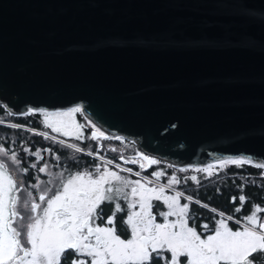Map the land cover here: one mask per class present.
Wrapping results in <instances>:
<instances>
[{
  "label": "water",
  "instance_id": "obj_1",
  "mask_svg": "<svg viewBox=\"0 0 264 264\" xmlns=\"http://www.w3.org/2000/svg\"><path fill=\"white\" fill-rule=\"evenodd\" d=\"M0 104L82 105L176 165L264 163V0H0Z\"/></svg>",
  "mask_w": 264,
  "mask_h": 264
},
{
  "label": "snow or ice",
  "instance_id": "obj_2",
  "mask_svg": "<svg viewBox=\"0 0 264 264\" xmlns=\"http://www.w3.org/2000/svg\"><path fill=\"white\" fill-rule=\"evenodd\" d=\"M28 113L42 115L54 133L83 139L81 130L85 124L76 119L77 114L85 113L82 106L57 111L32 109ZM85 120L94 129L91 139L111 138L87 116ZM11 127L20 126L12 124ZM39 135L64 144L71 152L85 151L75 143L65 144L47 133L40 132ZM23 151L36 158L28 166H23L26 161L15 150L0 145V264H62V261L63 264H264V218L258 216L262 208L254 206L246 217L235 219V213L242 212L246 202L243 195L239 197L241 204L234 208L232 216L219 214L222 218L216 219L212 228L202 223L198 232V215L196 212L190 215V204L210 209L213 213L217 210L181 191L166 194L181 183L175 175L164 184L159 183L165 175L163 171L149 174L155 182L141 177L139 172L135 175L141 178L132 180L110 170L113 162L105 161L103 157H99L103 161V170L97 165L90 170L74 173L68 170L67 175L65 172L57 175L49 173L47 163L37 167L44 159L40 150L32 152L24 148ZM43 151L51 154L52 149ZM87 155L93 153L87 152ZM68 156L66 153L65 159ZM71 158L78 163L75 156ZM56 159L59 160L60 156L57 155ZM139 159L149 166L159 163L143 153L139 154ZM246 163L251 161L239 157L222 159L219 166ZM115 167L119 169L120 165ZM140 167L144 168V164L140 163ZM255 167L264 169V163H256ZM214 168L215 165L210 163L196 171L211 177ZM30 169L52 178L40 180L36 177V183L26 185L22 177ZM124 171L131 173L132 170ZM190 180L200 183L195 175ZM181 199L185 201L183 204ZM236 199L231 198L233 203ZM153 200L162 202L157 205L155 214ZM102 204L113 206L107 218ZM161 206H166V210L159 211ZM117 213L123 214L120 230L128 233V239L117 234ZM157 215L163 222H156ZM228 221L235 223L236 230Z\"/></svg>",
  "mask_w": 264,
  "mask_h": 264
},
{
  "label": "trees",
  "instance_id": "obj_3",
  "mask_svg": "<svg viewBox=\"0 0 264 264\" xmlns=\"http://www.w3.org/2000/svg\"><path fill=\"white\" fill-rule=\"evenodd\" d=\"M8 124H17L20 127L12 128L11 125L8 126ZM32 129L46 130V128H44V119L42 115L39 113H29L26 116H19L18 114L9 112L5 105L0 104V136L6 135L7 148H22V150H19L18 152L21 157H24L26 162L29 160L25 156L26 153L23 151L24 148H28L32 152L51 148L52 152L49 154L52 156L51 158H54L55 160L56 156L59 155L60 162H65L68 165L64 171H60L56 168L60 172H68V170H70L74 173L80 170H90L99 165L97 164L98 162L95 157L87 156L84 153L71 152L65 147V145L58 144L52 140H45L38 132L34 133ZM91 130L92 129H89L85 132L86 140L75 139V141L80 142V145L85 149H94L97 144L96 143L93 147H90L89 142H94L89 135ZM59 148L61 150H58ZM64 148L65 150H63ZM17 150L18 149L15 151L17 152ZM66 153H69L68 159H65ZM41 155L43 154L41 153ZM106 155L115 160L119 159L117 156L118 154ZM72 156H75L78 163L72 161ZM47 161L48 164H51L53 160ZM23 166L27 165L25 164ZM57 170L54 169V171ZM144 172L147 175L150 174L149 172ZM181 178V183L178 188L183 190L185 195H191L194 199H199L202 203L210 205L211 209H216L217 212H220L221 214L232 216L234 208L241 204L239 197L243 195L246 198V202L242 206V212L235 213V219H240L241 216L246 217L254 210V206L262 208L259 215L261 218H264V169L255 167V164L253 163H246L241 166L227 165L226 168L222 170L220 169V171L215 172L211 177L200 176L199 184L189 179L185 180L184 176ZM232 197L237 198L235 203L232 202ZM102 208L104 209V217L107 218L111 214L113 206L111 204H103ZM192 212H196L198 215V219L196 220L198 232L201 231L200 224L207 223L209 224V227L212 228L214 221L218 218H222L219 213H213L210 209L195 204H190V215ZM122 215V213H117L116 225L120 224ZM228 223L233 230H236V225L233 221H228ZM191 224L192 221L190 220L189 225L191 226ZM121 235L124 238L129 236L127 232H122Z\"/></svg>",
  "mask_w": 264,
  "mask_h": 264
},
{
  "label": "rangeland",
  "instance_id": "obj_4",
  "mask_svg": "<svg viewBox=\"0 0 264 264\" xmlns=\"http://www.w3.org/2000/svg\"><path fill=\"white\" fill-rule=\"evenodd\" d=\"M79 106H82V105H79ZM67 109H69V108H67ZM67 109H61V110H67ZM30 110H32V109H30ZM49 111H57V110H49ZM11 113H13V112H11ZM25 113H28V112H24V114H19V113H13V114H18L19 116H24V115L26 116V115L29 114V113L28 114H25ZM85 116H86V114H77V116H76V119H77L78 123L85 124V128L81 130L84 140H86L85 132H87L89 129H92V128H90L87 125V121L85 120ZM43 119H44V117H43ZM88 119H91V118L88 117ZM91 121L94 123V120L91 119ZM9 125H11V124H8V126ZM44 128H46V130H44V131L38 130V129L37 130H33L32 129V131L34 133L35 132L36 133L37 132L38 133L44 132V133H47L49 136H55L57 141L63 140L65 142V144L75 143V144H77V146L83 148V146L80 145L81 144L80 142H76L75 141L74 137H64L62 133H54V132H52L51 129H49L47 127L45 122H44ZM102 131H104V130H102ZM105 134L107 135L108 133L105 132ZM117 136L121 137L120 135L114 134L113 136H111L110 139L105 140V141H103L101 139L97 144H96L95 141L94 142H89L90 147H93L95 144H96V146L94 147V149H92V148L85 149L84 148L85 151L83 153L87 155V152H92L93 153L92 157L96 158V161L98 162L97 164H99L101 167L103 165V161L100 160L99 157H103V160H105V161L111 160L113 163H112V165L109 166L110 170L117 171L120 175L126 176L127 178L132 179V180L140 179L141 177H148L149 179H152L155 182V178L150 176V175H147L144 171L149 172V173H152V172H155V171H163L165 173V175L163 177H161V179L159 181V183H161V184L166 183L171 178L172 175L177 176L179 179H182L181 177L184 176V178H188L189 180H190V177L193 176V175L197 176L198 180H200V178H199L200 176L201 177L208 176L206 173L197 172L196 169L197 168H204L209 163L206 164V165H203L202 167H196V165L184 166V165H178V164L176 165L174 163H171V161H166V160L160 161V160H158L156 158L159 161V163L157 165L147 166L146 162H143L144 168H141L140 167V161L141 160L139 159V151H142V150L137 147L138 146L137 143L134 140H132L130 138H127V137L126 138L125 137H121V139H116ZM45 140H49L50 141L51 139H45ZM61 145H64V144H61ZM116 153L118 154L117 156L119 157V159H117V160L112 159V158H110L109 156L106 155V154L114 155ZM227 159H232V157H228ZM47 160L48 159L44 158L42 160L43 164L47 163V165H48V161ZM132 160H137L138 162L137 163H132L131 162ZM221 160L222 159H219V160H216L215 162L211 163V164L215 165V168L213 169L214 174H215V172L220 171V169L222 170V169L227 167L226 166L224 168H220L219 164H220ZM251 163L256 164V163H259V162L255 161V160H252ZM117 164L120 165L119 169H117L115 167V165H117ZM49 167L50 166H48V168ZM182 168L183 169H187V171H180V169H182ZM126 169H131L132 170L131 173H129L127 171H124ZM55 170H57V169H55ZM102 170H103V167H102ZM51 172H52V174H57V175L60 173L59 170H57V171L52 170V167L49 168V173H51ZM136 172H139L141 174V177L136 176L135 175ZM43 175L44 176L41 177V179L42 178H47V179H51L52 178V176H50L48 174L43 173ZM65 175H67V172H65ZM152 186H154V185H152ZM178 187H179V185H176L175 188L172 191H169L166 194L174 195L175 191L184 192L183 190H180ZM154 202H155V200H153V203ZM184 202L185 201H183L181 199V203L183 204ZM121 203H122V207H123V202H121ZM160 203L162 204V202H160ZM216 213L221 214L220 212H216ZM258 216L260 217L259 213H258ZM170 219H173V218L170 217Z\"/></svg>",
  "mask_w": 264,
  "mask_h": 264
},
{
  "label": "flooded vegetation",
  "instance_id": "obj_5",
  "mask_svg": "<svg viewBox=\"0 0 264 264\" xmlns=\"http://www.w3.org/2000/svg\"><path fill=\"white\" fill-rule=\"evenodd\" d=\"M93 130L94 129H92L90 132H89V134H90V137H91V134H92V132H93ZM103 141H105L104 139H102ZM108 140V139H107ZM94 141H96V140H94ZM100 141V140H99ZM99 141H96V143H98ZM6 135H1L0 136V145H3L5 148H7L6 147ZM118 143V142H117ZM116 147V146H115ZM10 149H12V150H16V149H18L17 150V154H18V156L19 157H21V155L19 154V150H22V148H20V147H11ZM44 150V149H43ZM43 150H41V153L43 154L42 156L44 157V158H46V159H48L49 161H51V160H53L52 162H51V164H48L50 167L49 168H51L52 167V169L54 170V169H56V168H58L60 171H64L65 169H66V167L68 166L65 162H60L61 160L59 159V160H57L56 161V159L54 160V158H51L52 156H50L49 155V153H45ZM58 150H61L60 148L58 149ZM63 150H65V148L63 149ZM140 153H142V151H139V154ZM110 155V154H109ZM114 155H117V153L116 154H114ZM25 156H26V158L29 160V161H27L26 162V165L28 166V165H30L32 162H34L35 161V157H32V156H28L27 154H25ZM28 156V157H27ZM43 161L41 160L40 162H39V164H38V166L37 167H40V166H42L43 165V163H42ZM144 161H140V163H143ZM147 164V163H146ZM148 166V165H147ZM52 173V172H51ZM44 175H43V173H39L38 171H36V170H31L30 169V171H29V173L28 174H26L25 176H23L22 178L25 180V184L26 185H28V184H31V183H36L37 181H36V177H40L39 179L40 180H48L47 178H42L41 179V177H43ZM158 204H160V205H162L160 202H157V201H155L154 203H153V205H154V207H153V213L155 214L156 212H157V205ZM101 207H103V204L101 205ZM166 210V206H161L160 208H159V211H165ZM174 219V218H173ZM117 221V220H116ZM156 222H163L162 221V218L160 217V216H158L157 215V219H156ZM97 223H101L100 221H97ZM117 226V234H120L121 235V230H120V224L118 225H116ZM206 234H208V233H206ZM122 238H124L123 236H122ZM128 238H130L129 236L127 237V238H124V239H128Z\"/></svg>",
  "mask_w": 264,
  "mask_h": 264
},
{
  "label": "bare ground",
  "instance_id": "obj_6",
  "mask_svg": "<svg viewBox=\"0 0 264 264\" xmlns=\"http://www.w3.org/2000/svg\"><path fill=\"white\" fill-rule=\"evenodd\" d=\"M88 117H89V116H88ZM89 118H91V117H89ZM94 123H95V122H94ZM96 125H97V124H96ZM97 126H98V127H100L102 130H105L103 126H101V125H100V126H99V125H97ZM105 131H106V130H105ZM106 132H107V131H106ZM107 135L113 136L114 134L112 135L111 133H109V132H108V134H107Z\"/></svg>",
  "mask_w": 264,
  "mask_h": 264
}]
</instances>
